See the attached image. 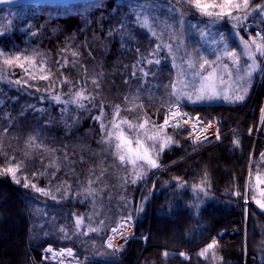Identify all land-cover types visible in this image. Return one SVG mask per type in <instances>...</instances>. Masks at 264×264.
Instances as JSON below:
<instances>
[{
    "label": "trees",
    "instance_id": "obj_1",
    "mask_svg": "<svg viewBox=\"0 0 264 264\" xmlns=\"http://www.w3.org/2000/svg\"><path fill=\"white\" fill-rule=\"evenodd\" d=\"M116 1H93L75 12L67 8L71 4L25 5L31 15L22 22L30 21L39 31L31 42L49 61V86L63 99L79 91L90 99L80 109L71 103L58 106L41 92L0 88V168L8 140L19 143L39 133L63 156L60 161L69 154L52 187L74 188L71 204H46L38 211L26 191L0 177V264H50L42 260L48 245L89 255L85 264H264V208L255 202L262 197L253 184L254 176H264V121L258 127L264 84L245 104L183 105V111L220 129V142L195 146L184 133L164 125L167 106L176 102L169 58L147 63L156 40ZM259 23L263 28L264 21ZM10 32L0 36V47L18 49L25 34ZM65 78L69 82L61 83ZM101 112L102 120H96ZM121 121H150L165 139L171 137L164 151L158 140L149 142L158 167L140 173L136 184L131 183L136 176L132 165L121 163L116 154V134L142 136ZM37 169L33 165L30 171ZM77 218H83L81 229ZM126 218L134 222L136 240L119 256L80 246L95 242L102 247ZM64 231L75 239H61Z\"/></svg>",
    "mask_w": 264,
    "mask_h": 264
},
{
    "label": "rangeland",
    "instance_id": "obj_2",
    "mask_svg": "<svg viewBox=\"0 0 264 264\" xmlns=\"http://www.w3.org/2000/svg\"><path fill=\"white\" fill-rule=\"evenodd\" d=\"M137 2L138 0L116 1L117 5L122 4L125 6L136 4ZM221 2L222 0H216L217 4H220ZM38 3L65 4L58 0H11L0 6V36L10 34L12 29L18 33L25 34L23 40L24 44L22 46L17 45L18 49L5 50L0 47V88H4L3 91H7V89H15L26 91V93L33 91L35 94H38L41 92L42 95H46V97L49 98L47 99L45 97L47 100H50V95L58 94L54 93L53 86H49V80H40L39 77L41 75H48L50 79L51 66L48 64L49 61L47 60V57L38 51L37 47L32 45L31 42V40L39 34V31L32 29V23L30 21L22 22L25 16L31 15L25 5ZM91 3L93 4V2L71 4L67 8H69L70 11L74 10L72 12H75L81 7L87 8V6L92 5ZM237 3L242 4V0H237ZM190 7L191 6L187 3V0H162L161 8L157 9L154 13H147L149 17L148 27H145L143 24V16L135 19L137 24L145 29L151 37L156 40L157 44L155 46V51L150 59L154 64L157 59L160 60V64H162L167 56L174 71V78L171 85L176 102L167 106L168 115L170 110L175 108L181 109L182 111L183 105H194L197 103H230L222 98L225 92H227L231 98H234L235 95H243L244 100L238 101L242 102V104H245L248 101L250 95L258 96L264 84V56H261L256 48L257 44L264 43V27L260 28L259 23L260 21H264V0H249L247 9L240 11L233 10V16L243 17L245 14L248 15V19L245 21V26L237 27L236 29H232L229 26L230 24L236 23L234 20L213 24L211 18L201 19L194 9L183 18V23H180V13ZM171 9H175V11H171ZM213 10L218 11L219 9L217 8ZM253 15H257L258 18L252 19L251 17ZM192 25H197L198 27L193 28ZM200 30H205L209 38H202ZM241 31H244V34H247V36L242 34ZM221 35L223 36L222 43L219 42ZM212 39H215L217 43L213 44L211 42ZM241 39L249 44L247 50L243 48V45L240 42ZM253 40L256 41L255 44L252 43ZM157 45H160V47L157 48ZM168 45H171V52L167 50ZM228 53H236L235 63H233V58L230 57ZM250 53L255 57L254 61L248 59ZM16 57H20V60L16 61ZM217 57L220 59L217 60ZM203 59H207L210 62L215 61L214 66L217 68V77L223 76L224 78L223 82L218 78L215 82V86L221 94V98L219 99L195 101V96L198 94L201 83L200 76L207 75V73L212 70L210 65H205L204 70L199 68V64L203 62ZM6 60H12L13 63L6 64ZM253 62L256 65L254 68L251 67ZM18 64H23L24 66L19 67L17 66ZM224 64L228 65V71L231 75L223 71ZM249 73H251V75H249ZM29 76H35V79H29ZM18 79L21 80L20 85L15 84V81ZM25 81H27L28 86H25ZM37 89H39V91H37ZM69 95L68 99H63L62 96L61 99L66 100L67 103L75 105L72 103L75 99V92L70 93ZM189 95L193 97L192 101L187 99V96ZM85 96L87 95L85 94ZM80 102L85 105L87 100H81ZM250 106L253 109L251 103ZM263 121L264 102L259 117V128ZM120 124L122 123L120 122ZM131 124L133 125V128H137L136 134L142 136L141 139H132L129 135L124 134L125 137L132 142L131 147L136 149L138 147L136 141L140 140L145 147L150 150V155L154 159L155 157L149 144L152 140L148 139V137L158 135L160 137L158 141L161 142L165 139L163 131L158 130V128L150 121H144L143 128L140 127L141 124L138 122H132ZM119 132L120 131H118L117 134ZM205 137H207V139H205ZM12 141L13 144L8 140L7 147L5 146V162L3 167L0 168V177H7L17 187L26 191L28 195L39 204L35 206L38 211L40 209L43 211L47 206L46 204L54 206L71 204L73 197L72 195L70 196V192L73 191V187H67V190H64L66 187H52L53 180L59 178L57 173L66 166L65 161H68L69 154L64 153L66 157L60 161L63 156L59 155L57 151L52 150L39 133L30 134L22 142L19 140V143L15 139ZM190 142L197 147L210 142H220L219 126L216 122H211L210 124L207 123L206 134L200 139V142ZM126 147L127 146L122 148V150L126 159H128ZM33 165H37L38 167L35 172L30 171ZM8 168H15L17 170L15 179H13L12 175L8 173ZM150 169H152V167L139 160L137 161L136 166L132 165V171L135 175L140 173H146V175H148ZM151 171H153V169ZM259 178L260 182L258 183L257 176H254L253 184L256 191L262 197L260 201L261 204H264V176ZM16 180H19L20 183H16ZM25 183L29 184L28 188L23 186ZM32 184L44 188L51 193V195H41L31 187ZM53 195L56 196V200L52 199ZM49 212L52 213L54 210H49ZM129 223L134 222L130 218L120 220L117 228L121 226V228L132 226L134 228V233H131L132 236L130 233L129 235L130 237H133L131 241H134L136 240L135 227L134 224L128 225ZM82 224L79 229L82 228ZM62 233L64 234L60 237L61 239H69L73 241L72 239L75 235L69 236L68 238L66 231ZM54 236L53 238L58 237L57 234ZM109 238L110 236L106 239L102 247L96 245L97 243L95 242H91L87 246H80L82 249L91 252L95 250L96 252H101L105 254V257H107L108 254L119 256L126 245H123L120 240H114L111 241L114 247L110 248L108 246ZM114 248L120 250H114ZM48 249H51V251H48ZM68 249L72 250V255L68 254ZM88 259L89 255L81 257L78 255L77 251L70 246L56 247L55 245H48L42 252V260L50 264H85Z\"/></svg>",
    "mask_w": 264,
    "mask_h": 264
},
{
    "label": "snow or ice",
    "instance_id": "obj_3",
    "mask_svg": "<svg viewBox=\"0 0 264 264\" xmlns=\"http://www.w3.org/2000/svg\"><path fill=\"white\" fill-rule=\"evenodd\" d=\"M187 3L191 6L190 8L186 9L185 11L180 13V17H181V21L180 23H183V18L190 13L193 9L195 10V12L197 13V15L203 19V18H211V22L213 24H216L217 22H226L228 20H234L236 23L230 24V28L232 29H236L237 27H242L245 26V21L248 19V15L245 14L243 17L241 16H233L232 12L233 10H243V9H247L248 5H249V0H242V4L241 3H237V0H222V2L220 4L216 3V0H187ZM95 7V5H93ZM101 6L104 7V4L101 3ZM162 7V0H138V2L136 4H129L126 6V10L128 11L130 17L132 19H137L140 18L141 16H143V24L145 27L149 26V17L147 15V13L152 12L154 13L157 9ZM219 9L218 11H214L213 9ZM171 11H175V9H171ZM117 15H122V12L120 11V9L117 10ZM87 22V21H85ZM193 28L198 27L197 25H192ZM201 34H202V38H209L208 34L205 32V30H200ZM110 37L113 35V32L111 30L108 31L107 33ZM259 35V33H258ZM211 42L213 44L217 43V41L215 39H212ZM219 42H223V36L221 35L220 41ZM241 44L243 45V48L245 50H247L249 48V44L245 41H243V39H241ZM253 44L256 43L255 40L252 41ZM160 45H157V48H159ZM257 48V52H259V54L261 56H264V43L261 44H257L256 45ZM167 50L169 52H171V45L167 46ZM73 55L75 56L76 53L74 52ZM228 55L230 57L233 58V63H235V56L236 53H228ZM220 58L217 57V60H219ZM248 59L250 60H255V57L250 53L248 56ZM20 57H16V61H19ZM6 64H12L13 61L12 60H6L5 61ZM147 63L149 65H151L153 63V61L151 59H149L147 61ZM156 64H160L161 61L160 60H156L155 61ZM205 65H210L212 70L209 71L207 73V75H201L200 76V87H199V91L198 94L195 96V101H204V100H213V99H219L221 98V94L220 92L217 90L216 86H215V82L216 79L218 78L221 82H223V76L217 77V68L214 66L215 65V61L210 62L207 59H203V62L199 64V68L201 70L205 69ZM17 66L19 67H23V64H18ZM251 67H256L255 63L253 62V64L251 65ZM139 70L143 73V75L146 77L148 75V72L144 70L143 67H140ZM223 71L227 72L229 75H231V73L228 71V65L224 64L223 65ZM133 76L136 75V70L134 67ZM249 75H251V73H249ZM29 79H35V76H29ZM40 80H49V76L48 75H41L39 77ZM69 81L67 80V78H65L61 83H68ZM16 85H20L21 84V80H16L15 81ZM25 86L27 85V81L24 82ZM37 91H39V89H37ZM225 101L230 102V103H234V102H238V101H243L244 100V96L243 95H235L234 98H231L227 92H225L223 94L222 97ZM50 99L52 101L55 102L56 105L60 106V105H64L67 103V101H64L61 99L60 95H50ZM90 98L85 96L83 91H79L75 93V99L72 101V103H74L78 108L80 109H84L85 105L83 103H81V100H89ZM187 99L189 101L193 100V97L191 95L187 96ZM179 115V113H173V116H177ZM103 118V112H101L99 115H97L95 117L96 120H102ZM122 124L126 123L128 124V127L131 128L133 127V125L131 123H128V121H121ZM169 123L168 118L166 117L164 120V125L167 126ZM185 123H187V121H185ZM120 124H116L113 123L112 127L113 128H120ZM141 128L144 127L143 124L140 125ZM105 130V126L103 124H101V132H104ZM109 136L112 135L111 132L108 133ZM116 139L117 141H119L116 145V154L120 160L121 163H129L133 166H136L137 161H143L145 164L149 165L152 168H157L158 164L156 162L155 159H153L150 155V150L145 147V145L140 141L137 140L136 144L138 145V147L136 149H133L131 147L132 142L130 140H128L124 133L121 131L116 135ZM148 139L150 140H158L160 139V137L158 135H152L149 136ZM200 137L197 136V140H199ZM205 139H207V137H205ZM171 142V137H168L166 139H163L160 143V151H164ZM195 142V141H194ZM126 147V151L128 153V159L126 161V156L124 154L120 153V150L122 148ZM8 173H10L13 177V179H15L16 177V169L15 168H8L7 169ZM141 178V174H137L135 176L134 179H132L131 183L132 184H136L137 181ZM257 181L258 183L260 182V178L257 177ZM16 183H20L19 180H16ZM25 188L29 187L28 183H25L23 185ZM31 187L39 192L41 195L44 196H49L51 195V193H49L48 191H46L44 188H40L37 187L35 184H32ZM86 192L88 193V195H94L95 190L92 188H88L86 189ZM53 200H56V196H52ZM260 207L264 208V204H261L260 201H255ZM83 222V218H77L75 223H76V227L79 229L81 224ZM90 231H98V229H90ZM117 230L113 229V232L115 233ZM85 235H87V233H85ZM108 246L110 248H113L114 246L111 243V238H109V243ZM211 247L215 248L216 247V243H213L211 245ZM114 250H120L118 248H114ZM48 251H51V249H48ZM68 254L72 255V250L68 249ZM166 255V254H165ZM182 256H184L185 259H187V256H185V254H181Z\"/></svg>",
    "mask_w": 264,
    "mask_h": 264
},
{
    "label": "built area",
    "instance_id": "obj_4",
    "mask_svg": "<svg viewBox=\"0 0 264 264\" xmlns=\"http://www.w3.org/2000/svg\"><path fill=\"white\" fill-rule=\"evenodd\" d=\"M173 113H179V115L172 117ZM185 121H187V123H185ZM169 123L173 130L184 133L188 140L193 142L195 141V143H199L200 139H202L206 134L207 124L200 121L198 115H191L177 108L170 110ZM197 136L200 137L199 140H197ZM130 224L133 223H129L128 225ZM121 227L117 228V231L115 233L112 232L110 238L111 241L120 240L123 245H127L133 238L130 237L129 233L133 234L134 228L132 226H128L125 228Z\"/></svg>",
    "mask_w": 264,
    "mask_h": 264
},
{
    "label": "water",
    "instance_id": "obj_5",
    "mask_svg": "<svg viewBox=\"0 0 264 264\" xmlns=\"http://www.w3.org/2000/svg\"><path fill=\"white\" fill-rule=\"evenodd\" d=\"M11 0H0V6L4 3H7ZM60 2H64V3H84V2H93V1H98V0H58Z\"/></svg>",
    "mask_w": 264,
    "mask_h": 264
}]
</instances>
